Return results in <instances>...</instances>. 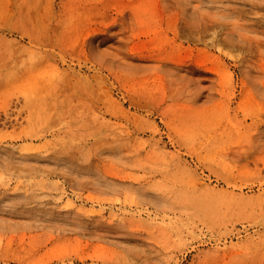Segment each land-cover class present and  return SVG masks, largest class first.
<instances>
[{"label":"rangeland","instance_id":"1","mask_svg":"<svg viewBox=\"0 0 264 264\" xmlns=\"http://www.w3.org/2000/svg\"><path fill=\"white\" fill-rule=\"evenodd\" d=\"M263 49L264 0H0V264H264Z\"/></svg>","mask_w":264,"mask_h":264},{"label":"bare ground","instance_id":"2","mask_svg":"<svg viewBox=\"0 0 264 264\" xmlns=\"http://www.w3.org/2000/svg\"><path fill=\"white\" fill-rule=\"evenodd\" d=\"M247 33H248V32H247ZM256 42H257V41H256ZM255 45H256V44H255ZM263 50H264V49H263ZM261 51H262V48H261ZM38 78H40V77H38ZM38 78H37V79H38ZM43 78H44V77H43ZM30 79H31V78H30ZM31 80H32V79H31ZM34 83H36V81H34Z\"/></svg>","mask_w":264,"mask_h":264}]
</instances>
